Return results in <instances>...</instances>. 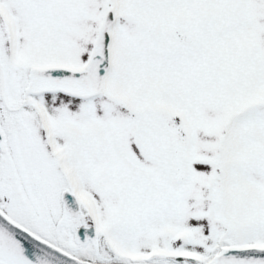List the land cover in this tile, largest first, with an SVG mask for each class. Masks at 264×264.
Returning a JSON list of instances; mask_svg holds the SVG:
<instances>
[{"label": "snow or ice", "instance_id": "6c2138e0", "mask_svg": "<svg viewBox=\"0 0 264 264\" xmlns=\"http://www.w3.org/2000/svg\"><path fill=\"white\" fill-rule=\"evenodd\" d=\"M0 264H264V0H0Z\"/></svg>", "mask_w": 264, "mask_h": 264}]
</instances>
